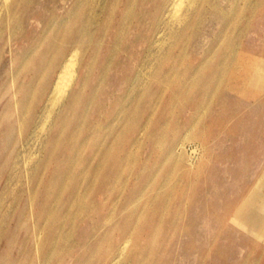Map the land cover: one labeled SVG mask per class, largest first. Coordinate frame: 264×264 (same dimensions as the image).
I'll return each instance as SVG.
<instances>
[{"label": "rangeland", "instance_id": "374dc122", "mask_svg": "<svg viewBox=\"0 0 264 264\" xmlns=\"http://www.w3.org/2000/svg\"><path fill=\"white\" fill-rule=\"evenodd\" d=\"M201 1L0 0V264H264V0Z\"/></svg>", "mask_w": 264, "mask_h": 264}, {"label": "bare ground", "instance_id": "6f19581e", "mask_svg": "<svg viewBox=\"0 0 264 264\" xmlns=\"http://www.w3.org/2000/svg\"><path fill=\"white\" fill-rule=\"evenodd\" d=\"M173 1V0H172ZM186 0H175V3L173 4L175 7H180ZM198 1V0H197ZM201 1V0H200ZM203 1V0H202ZM201 1V2H202ZM189 2V1H188ZM216 2V0L214 1ZM234 2V1H233ZM238 3V2H237ZM168 4V3H166ZM165 4V5H166ZM171 4V2H170ZM190 4V3H189ZM200 4V3H199ZM233 4V3H232ZM186 5V4H185ZM218 5V4H217ZM223 5V3H222ZM225 5V4H224ZM187 6V5H186ZM201 6V5H200ZM196 7V6H195ZM218 7V6H217ZM221 7V6H220ZM165 8V7H163ZM185 9V8H184ZM192 9V8H191ZM168 10V9H167ZM182 10V9H181ZM180 10V11H181ZM194 10V9H193ZM211 10V8H210ZM177 11V10H175ZM198 11V10H197ZM167 13V12H166ZM180 13V12H179ZM177 13V14H179ZM191 13V11H190ZM189 13V14H190ZM231 13V12H230ZM220 14V13H219ZM225 14V13H224ZM169 15V14H168ZM202 15V14H201ZM215 15V14H214ZM232 15V14H231ZM170 16V15H169ZM179 16V15H178ZM183 16V15H182ZM185 16V15H184ZM188 16V15H187ZM180 17V16H179ZM221 17V15H220ZM218 17V18H220ZM169 18V17H168ZM178 18V17H177ZM189 18V17H188ZM203 18V17H202ZM217 18V19H218ZM159 19V18H158ZM85 20V19H84ZM200 20V19H199ZM221 20V19H220ZM158 21V20H157ZM165 21V20H164ZM213 21V20H212ZM219 21V20H218ZM92 22V21H91ZM185 22V21H184ZM200 22V21H199ZM210 22V20H209ZM216 22V21H215ZM214 22V23H215ZM220 22V21H219ZM172 23V22H171ZM204 23V21H203ZM85 24V23H83ZM92 24V23H91ZM161 24V23H160ZM189 24V23H188ZM200 24V23H199ZM217 25V24H215ZM156 26V25H155ZM185 26V25H183ZM92 27V26H91ZM184 28V27H183ZM213 28V27H212ZM180 30V29H179ZM186 30V29H185ZM199 30V29H198ZM197 31V30H196ZM191 32V31H190ZM82 33V32H81ZM161 33V32H160ZM159 33V34H160ZM184 34V33H183ZM82 35V34H81ZM85 35V34H83ZM154 35V34H153ZM164 35V34H163ZM161 36V35H160ZM195 36V34H194ZM84 37V36H83ZM191 37V36H190ZM160 38V37H159ZM189 38V37H188ZM193 38V37H192ZM158 40V39H157ZM153 41V40H152ZM186 41V40H185ZM156 42V41H155ZM160 42V41H159ZM165 42V41H164ZM188 43V42H187ZM160 45V44H158ZM78 55L77 51L73 52L71 56L66 60L65 65L58 77V80L56 82L54 91H53V96L51 100V105L48 111V119H50L54 113V111L59 107L61 104L64 103V101L71 95L72 92V87L74 85V82L78 76ZM50 102V101H49ZM46 113V112H45Z\"/></svg>", "mask_w": 264, "mask_h": 264}]
</instances>
